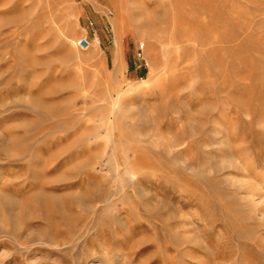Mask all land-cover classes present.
<instances>
[{
	"label": "rangeland",
	"instance_id": "obj_1",
	"mask_svg": "<svg viewBox=\"0 0 264 264\" xmlns=\"http://www.w3.org/2000/svg\"><path fill=\"white\" fill-rule=\"evenodd\" d=\"M0 264H264V0H0Z\"/></svg>",
	"mask_w": 264,
	"mask_h": 264
},
{
	"label": "bare ground",
	"instance_id": "obj_2",
	"mask_svg": "<svg viewBox=\"0 0 264 264\" xmlns=\"http://www.w3.org/2000/svg\"><path fill=\"white\" fill-rule=\"evenodd\" d=\"M12 32V31H11ZM44 202V201H43ZM49 203V202H48ZM40 206V205H39ZM43 214L45 215V219H51L54 216V209H52L51 205L44 204L43 207Z\"/></svg>",
	"mask_w": 264,
	"mask_h": 264
},
{
	"label": "built area",
	"instance_id": "obj_3",
	"mask_svg": "<svg viewBox=\"0 0 264 264\" xmlns=\"http://www.w3.org/2000/svg\"><path fill=\"white\" fill-rule=\"evenodd\" d=\"M112 14L110 11H107L106 17H110ZM86 41V40H85ZM143 46H140V50L138 51V55L141 56Z\"/></svg>",
	"mask_w": 264,
	"mask_h": 264
},
{
	"label": "water",
	"instance_id": "obj_4",
	"mask_svg": "<svg viewBox=\"0 0 264 264\" xmlns=\"http://www.w3.org/2000/svg\"><path fill=\"white\" fill-rule=\"evenodd\" d=\"M81 45H82V46H86V45H87V41H85V40H81Z\"/></svg>",
	"mask_w": 264,
	"mask_h": 264
}]
</instances>
